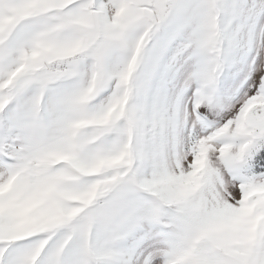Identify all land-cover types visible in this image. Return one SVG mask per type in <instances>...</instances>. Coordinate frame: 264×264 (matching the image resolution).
<instances>
[{
    "label": "snow or ice",
    "instance_id": "6c2138e0",
    "mask_svg": "<svg viewBox=\"0 0 264 264\" xmlns=\"http://www.w3.org/2000/svg\"><path fill=\"white\" fill-rule=\"evenodd\" d=\"M0 264H264V0H0Z\"/></svg>",
    "mask_w": 264,
    "mask_h": 264
}]
</instances>
